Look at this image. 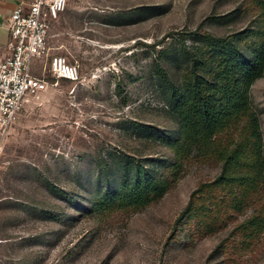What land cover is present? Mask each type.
Listing matches in <instances>:
<instances>
[{
	"label": "rangeland",
	"instance_id": "1",
	"mask_svg": "<svg viewBox=\"0 0 264 264\" xmlns=\"http://www.w3.org/2000/svg\"><path fill=\"white\" fill-rule=\"evenodd\" d=\"M199 30L246 43L264 31V11L253 0H69L49 56L34 62L48 87L0 129V264H264V230L249 239L235 228L253 206L212 233L180 217L219 161L189 158L161 198L127 216L93 207L119 187L120 159L170 174L178 122L151 70L161 49L173 53ZM56 53L77 64L76 80L52 75ZM250 93L264 139V73Z\"/></svg>",
	"mask_w": 264,
	"mask_h": 264
},
{
	"label": "trees",
	"instance_id": "2",
	"mask_svg": "<svg viewBox=\"0 0 264 264\" xmlns=\"http://www.w3.org/2000/svg\"><path fill=\"white\" fill-rule=\"evenodd\" d=\"M253 1L264 11V0ZM197 33L173 53L161 49L151 70L164 107L178 122L170 174L155 175L140 160L120 159L119 187L106 190L93 207L109 217L127 216L161 198L189 158L219 161L220 173L198 183L180 217L212 233L253 206L235 228L254 238L264 230V139L250 86L264 73V31L246 43L239 34ZM181 64L176 77L171 67Z\"/></svg>",
	"mask_w": 264,
	"mask_h": 264
},
{
	"label": "built area",
	"instance_id": "3",
	"mask_svg": "<svg viewBox=\"0 0 264 264\" xmlns=\"http://www.w3.org/2000/svg\"><path fill=\"white\" fill-rule=\"evenodd\" d=\"M68 2L18 0L3 23L8 40L0 44V129L15 120L29 94L48 87V81L34 73V62L49 56L51 26ZM49 70L59 79L78 78L77 64L63 54L50 56Z\"/></svg>",
	"mask_w": 264,
	"mask_h": 264
},
{
	"label": "crops",
	"instance_id": "4",
	"mask_svg": "<svg viewBox=\"0 0 264 264\" xmlns=\"http://www.w3.org/2000/svg\"><path fill=\"white\" fill-rule=\"evenodd\" d=\"M18 0H0V44L5 45L8 40V32L4 27L7 16L12 8L16 5Z\"/></svg>",
	"mask_w": 264,
	"mask_h": 264
}]
</instances>
